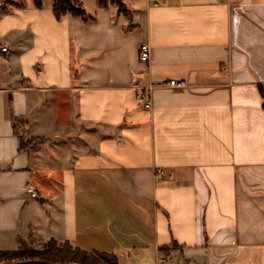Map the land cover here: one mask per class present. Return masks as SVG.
Segmentation results:
<instances>
[{"label":"crops","instance_id":"crops-1","mask_svg":"<svg viewBox=\"0 0 264 264\" xmlns=\"http://www.w3.org/2000/svg\"><path fill=\"white\" fill-rule=\"evenodd\" d=\"M79 1L0 7V251L264 264V0Z\"/></svg>","mask_w":264,"mask_h":264},{"label":"trees","instance_id":"trees-1","mask_svg":"<svg viewBox=\"0 0 264 264\" xmlns=\"http://www.w3.org/2000/svg\"><path fill=\"white\" fill-rule=\"evenodd\" d=\"M99 6L107 7L116 3L118 7H124L122 0H97ZM35 7L41 9L43 0H33ZM53 10L57 18L70 14L74 16H86V12L79 0H53ZM27 144L22 142L21 148ZM45 260L58 264H119L117 256L108 252H89L74 246L69 242L58 244L50 241L43 249H19L15 251H0V263L15 262L21 260Z\"/></svg>","mask_w":264,"mask_h":264},{"label":"built area","instance_id":"built-area-1","mask_svg":"<svg viewBox=\"0 0 264 264\" xmlns=\"http://www.w3.org/2000/svg\"><path fill=\"white\" fill-rule=\"evenodd\" d=\"M7 47H3L2 50L3 51H7ZM140 57H141V60L143 62H148L151 58V49H150V46L148 44H143L141 46V49H140ZM170 85L171 86H184L185 83L184 82H177V81H171L170 82ZM153 87H149V88H144L142 89L139 93H138V97L139 99L143 100L144 101V106L145 108L147 109H150L152 107V101H151V90H152ZM165 170L164 169H161L159 168L157 171H156V178L159 182H162L164 181L165 179ZM29 193L36 197L37 196V193L36 191L33 189V187H30L28 189ZM174 251L175 249H171L170 253H169V258H172L173 255H174Z\"/></svg>","mask_w":264,"mask_h":264},{"label":"rangeland","instance_id":"rangeland-1","mask_svg":"<svg viewBox=\"0 0 264 264\" xmlns=\"http://www.w3.org/2000/svg\"><path fill=\"white\" fill-rule=\"evenodd\" d=\"M24 1L25 0H0V7L2 6V7H9L10 5H13V4H20V3H24ZM122 2H123V0H122ZM125 7V6H124ZM124 7H122L121 6V8L120 9H123ZM26 144V143H25ZM60 243H62V242H58V244H60ZM47 246V244L44 246V247H46ZM43 247V248H44ZM24 249H36V248H33V247H29V246H24L23 247ZM43 248H41V249H43ZM36 250H39V249H36Z\"/></svg>","mask_w":264,"mask_h":264},{"label":"water","instance_id":"water-1","mask_svg":"<svg viewBox=\"0 0 264 264\" xmlns=\"http://www.w3.org/2000/svg\"><path fill=\"white\" fill-rule=\"evenodd\" d=\"M0 264H58V263L36 259V260H21L15 262H3Z\"/></svg>","mask_w":264,"mask_h":264}]
</instances>
